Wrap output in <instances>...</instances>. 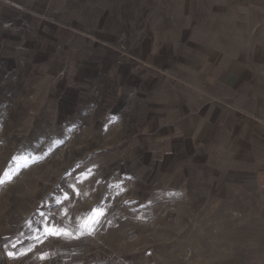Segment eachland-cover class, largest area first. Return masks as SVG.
Wrapping results in <instances>:
<instances>
[{"label":"rangeland","instance_id":"obj_1","mask_svg":"<svg viewBox=\"0 0 264 264\" xmlns=\"http://www.w3.org/2000/svg\"><path fill=\"white\" fill-rule=\"evenodd\" d=\"M172 1L149 0V31L154 32L156 19L150 10L162 6L170 12ZM24 6L9 2L0 12L4 264H264V210L239 206L234 194L223 193L234 186L221 187L218 181L199 189L195 179L155 178L123 163L108 133L75 114L76 96L71 107L61 99L60 75H52L53 64L60 66L55 54L65 36L57 24L59 5L50 16L55 20L44 17L42 3L37 2L35 17ZM194 8L212 11V18L194 21L206 24L213 42L264 55V0H200ZM225 11L227 17H217ZM171 26V18L164 17L162 27ZM143 165L151 169L152 164ZM97 206L106 215L91 235L58 238L42 231L47 217L76 233L81 215Z\"/></svg>","mask_w":264,"mask_h":264},{"label":"crops","instance_id":"obj_2","mask_svg":"<svg viewBox=\"0 0 264 264\" xmlns=\"http://www.w3.org/2000/svg\"><path fill=\"white\" fill-rule=\"evenodd\" d=\"M20 1L34 17L42 3L51 20L59 5L54 24L66 37L52 75H60L61 99L71 107L76 96L77 110H68L108 133L123 163L155 178L195 179L199 189L219 181L235 187L223 193L239 206L264 210V55L213 42L206 24L194 21L212 18L209 8L195 10L200 0H173L170 12L151 9L154 32L149 0H0V12Z\"/></svg>","mask_w":264,"mask_h":264},{"label":"snow or ice","instance_id":"obj_3","mask_svg":"<svg viewBox=\"0 0 264 264\" xmlns=\"http://www.w3.org/2000/svg\"><path fill=\"white\" fill-rule=\"evenodd\" d=\"M9 176V180H10ZM7 181L0 176V184H3ZM74 192H76L75 185L70 186ZM79 195L78 192H76ZM64 200H68L69 196L67 193L64 194ZM56 203L62 204L63 200H57ZM62 213L67 215V209H62ZM44 216L43 213H41ZM106 215V209L100 206L93 208L91 210L85 211L81 217V223L78 225V231L76 233L69 232L67 229H61L57 227L55 221L49 223L47 217H45L44 223L42 225V231L46 236H54V237H64V238H79L82 235H91L95 231V228L100 224L102 218ZM39 239V237H37ZM10 255H12L10 253ZM46 257L42 256L41 259H45Z\"/></svg>","mask_w":264,"mask_h":264},{"label":"built area","instance_id":"obj_4","mask_svg":"<svg viewBox=\"0 0 264 264\" xmlns=\"http://www.w3.org/2000/svg\"><path fill=\"white\" fill-rule=\"evenodd\" d=\"M123 50H124V47H120V51H123ZM0 260H1V263L4 264L3 253H2L1 247H0Z\"/></svg>","mask_w":264,"mask_h":264}]
</instances>
